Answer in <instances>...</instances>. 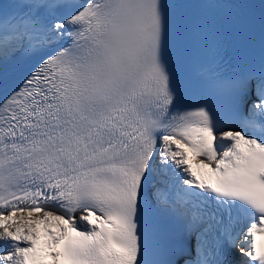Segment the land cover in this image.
Returning a JSON list of instances; mask_svg holds the SVG:
<instances>
[{
    "label": "snow or ice",
    "instance_id": "obj_1",
    "mask_svg": "<svg viewBox=\"0 0 264 264\" xmlns=\"http://www.w3.org/2000/svg\"><path fill=\"white\" fill-rule=\"evenodd\" d=\"M0 264H264V0H0Z\"/></svg>",
    "mask_w": 264,
    "mask_h": 264
}]
</instances>
